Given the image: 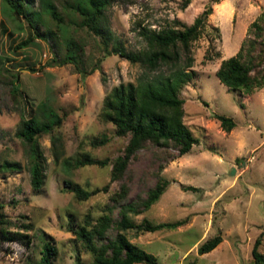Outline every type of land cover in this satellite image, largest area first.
Segmentation results:
<instances>
[{
  "label": "rangeland",
  "instance_id": "obj_1",
  "mask_svg": "<svg viewBox=\"0 0 264 264\" xmlns=\"http://www.w3.org/2000/svg\"><path fill=\"white\" fill-rule=\"evenodd\" d=\"M51 1L69 19L61 33L44 11L43 0H23L24 17H15L0 0V163H20L0 170V227L23 229L22 224L30 222L27 231L33 236L28 247L0 241V264H34L46 240L57 247L52 264L90 262L92 254L68 230L70 221L75 225L86 218L93 222L107 205L113 206L112 215L118 218L119 203L112 195L121 183L127 186L123 201L133 200L146 196L159 173L169 180L165 190L148 209L131 216L137 222L145 217L153 222L182 219L183 223L155 231L127 229L133 242L156 255L160 264H253L256 239L257 249L264 254V85L251 93L234 90L218 79L215 70L249 37L250 23L264 10V0H109L104 23L128 50L145 44L140 34L143 27L159 28L173 18L189 24L211 5L202 32L192 43L195 76L180 90L183 121L198 142L181 155L173 146L147 143L130 157L123 177L114 180L110 178L112 162L123 153L128 137L116 135L112 122L102 118L103 98L118 83L135 81L142 68L119 54L103 55L101 37L80 26L75 12H66L67 0ZM28 19L34 40L13 48L29 34ZM48 28H56L57 35ZM71 34L84 46L79 64L83 72L75 63L62 61L64 41ZM11 80L22 94L11 90ZM42 101L45 113H64L58 131L66 155L86 151L107 157L108 163L74 168L55 162L49 134L42 133L43 184L33 190L29 146L16 131L32 108L34 113L41 112ZM215 112L232 117L234 127L224 130ZM102 133L108 137L105 142L100 141ZM66 179L88 189L105 184L107 188L78 199ZM186 184L197 190L184 189ZM115 232L110 227L107 238ZM215 234L221 241L199 253L197 247Z\"/></svg>",
  "mask_w": 264,
  "mask_h": 264
},
{
  "label": "trees",
  "instance_id": "obj_2",
  "mask_svg": "<svg viewBox=\"0 0 264 264\" xmlns=\"http://www.w3.org/2000/svg\"><path fill=\"white\" fill-rule=\"evenodd\" d=\"M4 1L15 17L26 15V2L23 0ZM43 2L44 11L56 21V26L60 30L58 33H61V28L67 25L69 19L62 17L60 10L51 0H43ZM108 2L109 0H67L65 7L66 12L77 14L80 18L78 22L80 26H87L101 37L103 55L119 54L132 63H138L142 68L135 81L118 83L103 98L102 118L112 122L116 135L128 137L123 153L118 154L112 162L110 178L114 180L123 177L130 157L147 143L173 146L178 150V155H181L198 142V137L193 135L192 130L183 121L184 99L180 95V90L195 76L196 72L192 68L194 61L192 43L200 36L207 15L211 12V5H207L189 24L173 18L171 22L159 28L143 27L140 34L145 44L138 50H128L121 38L113 34L104 23V10ZM27 24L29 34L13 48L24 47L34 40L35 36L31 32L33 25L29 19ZM48 29L50 33H56V28ZM249 34L238 51L223 58L215 70L216 76L222 83L245 93H251L255 88L264 85V10L250 23ZM64 42L66 52L62 61L75 63L80 72H83L79 65L80 52H84L83 44L73 34ZM205 57L212 58L209 54ZM11 90L16 94H22L13 80H11ZM39 105L41 112L38 114L42 113V115L38 116L32 108L31 114L22 119L16 131L29 146L30 184L33 190H39L43 184L45 157L39 141L42 133L49 134L53 160L66 167L75 168L85 164L103 166L108 163L107 157L97 158L86 151H80L74 156L66 155L58 131L64 113L63 115L53 111L45 113L46 103L42 101ZM214 116L224 130H231L235 125L230 116L216 112ZM107 138L102 133L100 141L105 142ZM91 142L96 144L97 138H93ZM19 165V161L5 160L0 163V170L12 169ZM64 181L78 199H86L107 188L105 184L88 189L78 182L68 179ZM168 182L169 180L159 173L154 185L147 190L146 196H137L136 199L128 201H123L127 194V186L122 182L119 191L112 195V200L119 203L118 218L112 215L113 206L107 205L106 210L93 222L86 218L82 224L75 225L70 221L68 230L81 241L84 249L92 254L90 262L77 261L76 264H160L156 255L133 242L127 236L126 230L155 231L174 228L183 223L182 219L153 222L145 217L137 222L131 216L132 213L138 214L148 209L165 190ZM183 188L197 190V187L191 184L183 185ZM22 226L23 229L15 230L1 226L0 241H17L28 247L33 238L27 231L31 223H23ZM110 227H114L116 232L113 237L107 238V230ZM220 241L221 236L215 234L203 241L197 250L199 253L210 251ZM258 243L259 239H256L251 251L253 264H264V254L257 249ZM56 253L55 244L46 240L40 258L34 264H52Z\"/></svg>",
  "mask_w": 264,
  "mask_h": 264
},
{
  "label": "water",
  "instance_id": "obj_3",
  "mask_svg": "<svg viewBox=\"0 0 264 264\" xmlns=\"http://www.w3.org/2000/svg\"><path fill=\"white\" fill-rule=\"evenodd\" d=\"M233 171H234V167H231L230 168V173H233Z\"/></svg>",
  "mask_w": 264,
  "mask_h": 264
}]
</instances>
